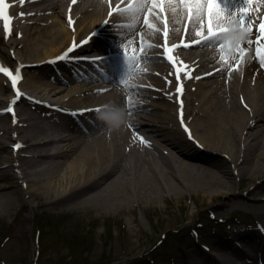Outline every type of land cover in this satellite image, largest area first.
<instances>
[{
	"label": "bare ground",
	"instance_id": "1",
	"mask_svg": "<svg viewBox=\"0 0 264 264\" xmlns=\"http://www.w3.org/2000/svg\"><path fill=\"white\" fill-rule=\"evenodd\" d=\"M16 1L19 7L36 1L40 3L32 15L20 18L26 24L17 23L20 36L7 45L10 50L17 51V61L41 63L28 68L23 85L51 111L34 117L19 110L15 124L0 125V210L10 212L17 203L21 209L28 208L32 206V200H37L40 206L63 202L68 209L95 207L133 211L136 207L148 208L168 198L179 199L184 191H189L205 197L208 209L238 204L255 210L264 223V197L226 201L239 193V188L247 182L254 180L256 189L260 179H264V67L253 58L254 46L246 45L250 54L246 55L240 69L231 73L216 71L222 62L214 48L200 46L180 51L181 60L192 69L193 77L187 80L183 103L184 116H188L192 129L190 139L177 124V115L173 111L180 105L175 100L170 81L171 69L162 64L165 61L157 48L145 49L150 62H141L138 67L146 71H133L131 75V82L142 85L137 89L145 92L125 90L117 83L116 78L122 76L119 68L102 74L87 67L86 64L92 62L79 61V70L72 76L63 77L48 70L50 64L43 62L61 53L71 40H81L104 20L113 19L114 24L103 28L99 36L82 46L84 51L105 54L103 47H99L104 44L109 49L116 45L109 51H120V41L125 43L124 47L132 49L137 37L159 45L163 41L164 24L161 21L164 19L168 20L171 29L168 38L177 39L184 27L175 23L182 15L179 6L173 14V5L164 3L163 12L155 10L159 20L150 16L160 33L147 29L142 16L137 18L138 26L133 32L118 27L133 23V17L115 13L110 18L107 0H81L72 12L76 29L70 32L63 25V19L56 18L66 16L70 0L68 3L66 0H32L24 5ZM116 1L119 0H111L112 7L119 5ZM263 3L264 0H255L246 6L250 23L258 19ZM237 4L239 0H227L230 10ZM35 13L40 16L34 17ZM41 20L45 22L43 27L36 25ZM61 64L66 67L68 61L62 60ZM202 72L213 75L201 76ZM48 77L51 82H41ZM0 88L5 90L1 80ZM129 95L137 101L131 115L126 109ZM4 100L0 98V104ZM104 105L108 106L104 111L122 110L123 122L118 127H110L97 118L98 113L87 111ZM43 133L53 139L42 141ZM139 137L148 144L140 143ZM4 138L13 143L23 142L19 157L12 155L9 145L2 140ZM54 143L57 144L50 154L37 151ZM242 230L235 232V240L255 238L258 244L262 242L256 230ZM218 236V245L215 243L213 248L222 252L213 253L211 260L203 257L198 264H232L234 257L243 254L244 249L240 245L237 247V242L233 245ZM184 263L192 264L189 260Z\"/></svg>",
	"mask_w": 264,
	"mask_h": 264
},
{
	"label": "rangeland",
	"instance_id": "2",
	"mask_svg": "<svg viewBox=\"0 0 264 264\" xmlns=\"http://www.w3.org/2000/svg\"><path fill=\"white\" fill-rule=\"evenodd\" d=\"M16 39L15 35L11 41ZM6 43L0 33V54L14 64L17 51L10 54ZM4 85L0 98L7 99L10 91L5 81ZM0 106L3 109L5 104L1 102ZM20 109L26 111L23 105ZM9 124L10 117L0 115V125ZM254 182H247L226 201L264 197V179L256 189ZM206 200L199 193L184 191L179 199L168 198L133 211L68 209L63 202L40 206L37 200H32L31 207L21 209L17 203L10 212L0 210V264H185L186 260L198 264L207 256V248L218 245L216 237H225L233 229L256 230L263 241L264 223L255 210L238 204L208 209ZM76 241L78 247L74 248ZM259 244L252 253L261 258L248 259L241 254L234 257L232 264H264V243ZM213 252L222 251L214 248Z\"/></svg>",
	"mask_w": 264,
	"mask_h": 264
},
{
	"label": "snow or ice",
	"instance_id": "3",
	"mask_svg": "<svg viewBox=\"0 0 264 264\" xmlns=\"http://www.w3.org/2000/svg\"><path fill=\"white\" fill-rule=\"evenodd\" d=\"M32 2V0H19L20 5ZM73 3L76 0H72ZM109 4V17L111 18L114 13L121 15H130L133 17V23L119 25L120 28L134 29L138 26L136 20L139 16L143 17V25L152 31L153 33H160V29L156 24L152 23L150 16H155L157 20L160 19L156 13V9L163 12L162 5L164 3L172 4V12L175 14L177 6L181 9L182 15L180 19H176V24H183L184 26V38L180 43L168 44V35L170 32L169 22L167 19L162 20L164 24L163 36L165 37V43L163 46L154 45L146 42L141 37L140 48L133 47L131 50L124 48L122 51V57L126 65V71L119 78V84L124 87L125 90L137 89L143 87L131 82V75L133 71L137 73H144L146 70L138 67L139 62H150V59L145 52V49L151 50L153 48L162 47V57L165 59L175 70L176 87L175 93L177 96L183 92V83L181 81V74L184 79H192L191 71L188 65L181 62V66H177L173 53L180 48L190 49L192 47L205 46L210 49L214 48L220 55L219 59L222 62L221 67L216 71H225L229 73L238 71L245 62L246 55L250 54V48L247 46H254L253 58L258 59L260 66L264 67V18H260V23L253 29V24L250 23V17L248 15L249 9L247 5H251L255 0H239V4L235 6L233 10L227 7V0H128L126 7L115 8L111 6V0H107ZM10 5L7 0H0V22L3 23V31L7 36L10 32V21L12 17L8 14V8ZM186 14V17H185ZM21 17L25 15H32V13H19ZM69 25L73 23L71 17L68 19ZM105 25L109 24V20H105ZM206 27V31H205ZM95 36L96 33H93ZM194 35L196 38L190 41L187 40L188 36ZM255 36L252 39V36ZM82 43H86L82 42ZM76 44L74 43L69 47L64 54L55 58V60H65L68 54L73 52ZM238 57V58H237ZM52 61L53 63L55 62ZM103 60V57H97L93 61L99 63ZM235 61V63H233ZM22 67V66H21ZM0 73L5 75L12 86L15 93V99L12 100L9 106L4 110L13 114V123H16L13 106L24 94L19 91L17 84L21 79L20 67L10 70L7 67L0 66ZM169 75H172L170 73ZM206 76H211L213 73H205ZM202 77H195V79H201ZM105 91V90H100ZM181 105L179 118L181 127L184 128L185 133L191 139V131L187 128L183 118V101L178 100ZM137 101L132 98L131 95L126 98V109L129 115L135 110ZM246 107V105H245ZM108 108L107 105L99 106L95 109H89L87 111L100 113L104 109ZM113 118H116L117 114L110 112ZM131 127V125H129ZM140 143L148 144V141L143 137H139ZM21 147L20 144L13 146L14 150H18Z\"/></svg>",
	"mask_w": 264,
	"mask_h": 264
},
{
	"label": "clouds",
	"instance_id": "4",
	"mask_svg": "<svg viewBox=\"0 0 264 264\" xmlns=\"http://www.w3.org/2000/svg\"><path fill=\"white\" fill-rule=\"evenodd\" d=\"M117 114L116 118L110 114L109 111H102L98 113L97 118L106 122L110 127H118L122 122V110L116 109L115 111H111Z\"/></svg>",
	"mask_w": 264,
	"mask_h": 264
},
{
	"label": "trees",
	"instance_id": "5",
	"mask_svg": "<svg viewBox=\"0 0 264 264\" xmlns=\"http://www.w3.org/2000/svg\"><path fill=\"white\" fill-rule=\"evenodd\" d=\"M76 246L74 247V248H77L78 247V244H77V241H76V244H75ZM74 248H72V249H74Z\"/></svg>",
	"mask_w": 264,
	"mask_h": 264
}]
</instances>
